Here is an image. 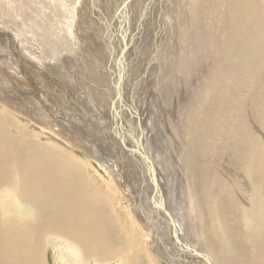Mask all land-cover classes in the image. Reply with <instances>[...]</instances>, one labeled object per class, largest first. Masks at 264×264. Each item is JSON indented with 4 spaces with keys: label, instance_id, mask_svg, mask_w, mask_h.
Listing matches in <instances>:
<instances>
[{
    "label": "bare ground",
    "instance_id": "obj_1",
    "mask_svg": "<svg viewBox=\"0 0 264 264\" xmlns=\"http://www.w3.org/2000/svg\"><path fill=\"white\" fill-rule=\"evenodd\" d=\"M36 1L38 0L26 2H30V6H26L27 8L24 10L25 16L28 15V18L32 17V11L39 10L41 7V0ZM67 1L69 0H49L48 4L53 2L52 15H59L57 16L58 21L64 18L65 25L58 26L61 31L59 37L64 43H69L71 46V41H66L67 37H70L71 40L74 37L77 38L82 54L83 36L82 38L78 36V30L83 22L82 17L84 14L90 13L91 10L98 15L101 12L95 6V0H70L71 4H74V13L71 12L74 14V18H69L66 9ZM91 1H93L92 4ZM138 3L140 4V2ZM46 5L47 3H45ZM55 5H59V7ZM19 7L22 8V5ZM156 7L160 9L158 14H156ZM22 12L20 14L24 15ZM155 16L160 33H158L159 28H155L153 25V29L151 31L147 29V33L143 37L146 40H151V44L146 48L145 43L141 42L142 38L139 39L138 45L133 44L134 48L131 50L134 59L137 58L139 62L138 69L145 71V81L141 84L143 88L139 92V98L145 97L147 92L153 94L157 93L158 89L161 92L165 88L174 90L173 94H180L178 99L182 104L183 98L180 89H187L188 94L184 99L187 115L184 117L182 110V114H175L170 109V112L166 113V118L163 121L166 124H161L160 131L166 130V133H162L161 136L166 144L165 147L170 150V154H167L166 159L159 158L162 161V167L158 170L154 161V158L158 161V156L153 150L154 147H157L158 140L155 142L154 135L152 139L150 138L152 127L151 123L147 121L148 118H145L147 106L144 109V106L140 108L145 112L144 114L139 110L142 118L138 117L135 112L133 117L127 116V113L133 112L135 108L128 102L129 106L126 105L123 87L120 89L122 99L119 100L115 97L118 79L122 77L121 81L125 77L121 70H124L122 67L126 64L124 51L128 52L131 49L132 44L129 41V46L126 45L125 50L117 47V53L120 56L119 64H117L118 60L115 63L117 68L113 64L114 59H106V65L104 64L105 70L110 74L111 85L109 88L114 91L113 115H111L115 120V130L119 128L121 134L113 132L115 136L113 139L129 149L130 140L128 138L134 136L137 146L131 144L135 151L132 152L130 148L129 152L135 158L139 156L142 166L146 167L145 170L148 171L152 183L155 186L157 184L158 190L160 180L157 183L154 181L153 171L155 175L162 173L165 186L168 182L172 186L171 179L177 174V169L180 172L183 171L187 183L191 187L189 196L192 201L190 200L188 207L183 208L178 203L180 194L178 191L176 193L175 188H171L173 194H171L173 196L171 199H175L174 202L177 203L180 216L186 213V217L189 219L181 221L182 228H186L188 233L192 230L195 235L202 236L203 241L199 248L202 246L204 252L197 250L177 232L176 237L206 255L205 257L212 264H264V0H156ZM29 19L24 17L21 21L18 19L19 24L26 23L30 21ZM122 21H124V17ZM108 22L105 23V30L108 33L101 37L98 34L96 36L104 43L109 44L114 38V36L111 37L114 31L111 32ZM94 23L91 24L93 27L91 29L96 26V24L93 26ZM56 24L53 27L59 30ZM11 34V37L7 35L10 39L14 36ZM126 37L127 34L125 39ZM17 38L20 39V36ZM119 38L121 39L122 36ZM12 40L11 42L14 41ZM164 44L170 50L165 54H163ZM18 46L20 47L19 43ZM111 48L113 47L108 45V53H111ZM63 51H69L71 55V60H66L65 64L79 67L80 59L73 57L74 50L64 49ZM143 51H145V56ZM97 52L95 49V53L91 56L95 58V66L102 69L104 67H101L99 62L101 54ZM10 54L14 58L13 52ZM166 58L167 60L163 64ZM9 68L11 67L9 66ZM59 68L53 64L52 67L47 66L45 68L47 70L39 71L41 74L38 78L35 76V79L46 84L49 82L48 80L53 79L50 71H56L55 74L59 76L57 72ZM35 69L37 70V68ZM38 70L40 69L38 68ZM72 70L74 71V67ZM147 70L148 73L150 70V74L151 72L154 74L152 81L155 82V85L150 84L152 82L150 81L151 75L147 77L146 82ZM116 71L121 75L115 76ZM4 72L0 74L3 76V78L0 76L3 79L2 86L11 88L0 92V264H45L49 252L56 257V264H113L118 260H121L120 264H145L139 242L146 236L149 238L150 235L153 237L152 245L154 244L159 251L163 250L167 254L169 262L180 264L181 261H185L186 254L181 256V253L188 251L176 245L170 249L171 247H165L164 244L163 246L157 244L159 243V234L161 238L163 235H161V230L164 233L167 231V234L164 235H168L172 240L169 229L171 227L168 226V218L163 213V211L169 213L170 210L165 207L162 210L154 208L147 204L149 197L143 199L147 189H150L152 193L155 192L150 188L149 177L148 179L145 178V175L143 178L141 177L137 201V197L132 194L133 189L131 190L130 186H124V180L120 177V173L116 172V163L118 162L111 157L107 160L103 153L95 154L97 152L96 144L85 139L90 131L83 126L81 121L63 118L65 113L61 109L55 110L52 109L53 105L48 106L45 97L40 92L43 90L39 91L32 87L33 84H30L24 74L22 75L23 82H25L23 84L28 85L29 89L20 85L19 78L21 76L18 71H9L15 73L11 76L14 81H10L8 72ZM157 73L158 76L162 73L161 77H158ZM171 77L172 79H170ZM60 78L58 86L59 82L54 84L49 82L50 89L56 95L65 96L71 93L67 90L70 86L65 81L66 79ZM157 78H160V81L157 82ZM67 81L70 83L69 78ZM76 81L78 83L79 79L76 78ZM52 82H55V79ZM157 83L158 88L154 87ZM169 83L171 84L169 85ZM97 84L100 88L99 81ZM118 84L120 86V82ZM84 88L86 87L84 86ZM72 90L76 98V88ZM33 91L34 93H32ZM127 95L134 97L136 94L135 91L132 92L131 89H128ZM3 97L5 100L2 99ZM83 98H86L85 95ZM96 98L89 97V101L85 100L88 104L85 103L87 107H92L93 111L102 106L98 105ZM108 98L110 97L108 96ZM146 99L149 100V98ZM10 101L15 104L14 112L7 103ZM165 101L169 105L166 98ZM71 102L73 103L72 99ZM167 105L165 106L168 107ZM115 111L118 114H115ZM59 112H61L60 115ZM24 115L36 121L45 132L34 133L30 130L29 122L23 125L21 119ZM114 115H118L119 120H116ZM11 118H16V120L10 122ZM79 125L82 126L83 131L87 129L88 132L83 135ZM137 130L140 132L138 135L134 133ZM46 132L52 134V138L47 137ZM125 133L131 137H125ZM93 136L100 142L95 133ZM157 137L160 140L159 135ZM170 145L175 146L174 150L170 148ZM74 148L77 150H72ZM78 149H82L85 156L78 154ZM93 160L102 166L105 173L117 185L114 187L118 188L131 202L135 219L137 218L144 231H147L146 235L142 232V235L137 234L131 221L132 218L128 217L127 219L125 213L120 211L119 205L111 196L110 189L112 188L104 189L101 183L97 185L90 178V165H93ZM173 160L179 162L175 167L171 166ZM149 162L152 164L153 171ZM102 163L105 164L109 172ZM69 173L73 176L72 178L66 177ZM168 191L170 192V190ZM152 198L159 204L156 195H152ZM8 200L21 207L20 210L23 213H32L31 225L16 221L18 217H23L25 214L16 215L13 206L10 207V210L14 209L15 212L9 211L5 207ZM161 218L164 219L166 227L161 222H159L160 226L156 224ZM176 230L179 231L177 222ZM131 232L135 233V242ZM135 248L137 249L134 250ZM127 252L130 254L124 257ZM192 257L198 260L199 264L207 262L199 261L195 255ZM172 259L180 260V262L175 263ZM188 264L195 263L190 260Z\"/></svg>",
    "mask_w": 264,
    "mask_h": 264
},
{
    "label": "rangeland",
    "instance_id": "obj_2",
    "mask_svg": "<svg viewBox=\"0 0 264 264\" xmlns=\"http://www.w3.org/2000/svg\"><path fill=\"white\" fill-rule=\"evenodd\" d=\"M27 1L28 0H8V1L7 0H0V11H1L0 12V45H1L0 46V58H1L0 59V68H1L0 72L1 73L0 74L5 73L4 71H6L9 74L10 81H14V80H12L11 76L14 75L15 73L13 74V73H11L9 71H11V70L15 71V72L18 71L20 76H21V77L19 76L20 77L19 81H21V82H19L20 85L24 86V88H28L29 89V87H27L28 85L23 84V83H25V82H23L24 79L22 78V75L24 74L25 76H27V79L29 80L30 84H33V85H31L32 87H34L35 89H38L39 91L43 90V91H40V92L45 97L46 102L48 103V104L47 103L46 104L48 106H52L53 105L52 109H55V110L58 109V108L61 109L63 111V113H65V114H63L64 117L62 116L63 118H67V119H71V120H75V121H79V122L81 121L83 126L86 127L88 129V131H90V132H88L87 129H84V131H83L82 130L83 128H81L82 126L79 125L80 126V132L83 131L82 132L83 135H84L85 132H88L87 136H85V139L87 141L90 140V142H93V143L96 144V151L97 152L95 154H97L98 152L103 153V156L105 158H107V160H108V158L110 159V157H111L114 161L118 162V163H116V172L120 173V177L124 180V186H127V187L130 186V189L131 190L133 189L132 190V192H133L132 194L135 197H137L136 200L138 201V198H139L138 197V195H139V186L141 185V177L143 178L144 175H145L146 176L145 178L148 179L149 175H148V171L145 170L146 167L142 166L141 161H140L141 159L139 158V156H138V158H135L129 152L130 148H131L130 150L133 149L132 145L137 146V144L134 142L135 141L134 136L131 137L130 135H127L125 133L126 134L125 137L126 136H127V138H128V136L131 137L130 139L128 138V140H130L129 141L130 144H128L129 146L127 145L129 147V149L124 144H122V143H120L118 141L116 142L115 139H113V138H115L114 133H117L119 135H121V134L119 133V128L115 130V120L112 119V117H113L112 116L113 115L112 114L113 113L112 112V105H113V102H114V91L109 88V86L111 85V79H110V76H109L110 74H108L107 71L105 70V65H106V63H105L106 61L105 60L106 59L107 60L108 59H110V60L114 59V63H113L114 65H115V63L118 60L117 64H119L120 56H119V53H117V47L118 48H122V49H124L125 47L127 48V46H129L128 42L130 41V43L132 44L131 45V49H129L128 52H126L127 50L124 51L126 64L123 65L122 68L124 70H121V71H122L123 75L125 76L124 77L125 80L122 79V83L120 84V86L122 85L121 88L123 87L122 89H123V92H124L126 105H128L127 104V102H128L130 105H133L134 108H135L133 110V112L132 111L131 112L127 111L128 112L127 116L129 115V116L133 117L135 115V113H137L138 117L142 118V115H141L140 111L143 112V114L145 112L140 110L141 106L142 107L144 106L143 109L146 106L148 108L147 113H145V118H148L147 121L149 123H151L152 132L150 133L151 134L150 138L152 139L153 135H154L155 142L158 140L156 142L157 143V147H154L153 150H154L156 156H158L157 157L158 161H156V158H154V161H155V163L157 165V169L159 170L162 167V163H161L162 161L159 160V158L166 159L167 158V154L168 155L170 154V150L165 147L166 144L164 143V139L161 136L162 133H166L165 129H162L160 131L161 124H166L165 122L163 123V121L166 118V113L168 114L170 112L169 109L175 114H182L181 113V110H182L184 117H186L187 111L185 109L186 104L184 102V99H185L186 95L188 94V91H187V89H183V88L180 89L181 90V97L183 98L182 104H181L180 100L178 99V95H180V94H173L174 90L171 91V89L167 90L165 88H163L161 92L158 89V92L157 93H153V94H152V92H147V95L145 97L142 96L141 98H139V92L143 88L141 86V84H143L142 82L145 81V76H144L145 75V71L141 70V69H138L139 62H138L137 58L134 59L133 51H131V50L134 48L133 44L134 45H138L139 44L138 43L139 39L141 40L145 36V33H147L146 32L147 29L149 31H151L153 29V25H154L155 28L158 27L157 26L158 22L156 20L157 17L155 16L156 0H112V1H110V0H108V1H106V0H95L96 1L95 6H97V8L100 10L101 13L96 11V13H99V15H98V14H95V11L91 10L90 13L84 14L83 15L84 17H82L83 18L82 26L78 30V36L80 38H82V36H83V39H84V40L82 39V42H81V44L83 43L82 45H83V48H84V50L82 48V51H83L82 54L80 53L81 45L78 44L77 38L74 37L73 40H71L70 37L65 36L66 34L63 35V36L68 38V39L66 38L67 42L71 41L72 46H74V47H72L69 43H64V41H62V39L59 37V36H61L59 34V32H61V31H60V27H58V26L60 24H62V27H63V24L65 25V23H64V18L61 21H60V19L58 21L57 20V18H58L57 16H59V15H56V14L52 15V13H53L52 9H54V8H52L53 7V5H52L53 2H49V4H48L49 0H47V1L38 0L41 3L40 4L41 7L39 8V10L37 9L36 11H32V13H31L32 17H29L30 18L29 19L28 15L25 16L26 14L24 13L25 8H27L26 6H28V7L30 6V4H29L30 2L26 3ZM30 1H32V0H30ZM38 1H36V2H38ZM57 1H59V0H57ZM92 2L93 1H91V4H92ZM138 2H140V4ZM45 3H47L46 6H45ZM18 4H20L19 6L22 5V8L19 7ZM34 6H35V3H34ZM55 6L59 7V5H55ZM36 7L37 6H35V8ZM73 7H74V4L72 5L70 0L67 1L66 9H67V13H68V17L69 18H74ZM109 7H110V9H109ZM113 7L116 9L115 13H114L115 9ZM49 8H50V10H49ZM102 9H105V10H102ZM156 10H157L156 14H158L160 9L158 7H156ZM20 12L24 13V15L20 14ZM71 12H73V13L71 14ZM102 12H104V14H102ZM33 13H35V14H33ZM49 14H51V15H49ZM49 16H51L52 19H51V17L49 18ZM23 17L29 19L30 21H28L26 23H22L20 25L18 19H20V21H21V19ZM123 17H124V21H122ZM55 20H56V22H55ZM111 20H113V21H111ZM106 22L110 23V25L108 27L109 28L111 27L110 28L111 32L114 31V33L111 35V37L113 38V36H114V38H113L112 42L110 41L109 44L108 43H104L103 41L100 40V38H97V36H96V34H98L101 37L102 35L108 33L107 30H105V28H106L105 27V23ZM123 22H124V24H123ZM154 22L155 23L157 22V23L155 24ZM92 23H94L93 26L96 24V26L94 27L95 31H94V29H91V27H92L91 24ZM12 24L14 25V27H13ZM54 24L57 25V28H59V30L54 29V27H53ZM3 27H5V28H3ZM8 27H9V29H8ZM21 28H23L24 30L21 29ZM4 29L8 30L7 31L8 33ZM12 32H13L14 36L10 39L8 37H11L10 34ZM6 33H7V35H9L8 37H7ZM79 33H80V35H79ZM125 33L127 34L126 39H125V36H126ZM158 33H160V28L158 29ZM13 34H11V35H13ZM15 34H17V35H15ZM141 34H142V37L140 38ZM17 36H20V39L17 38ZM120 36H122L121 39L119 38ZM56 38H58V39H56ZM5 39H6V41H5ZM60 39H61V41H59ZM156 39L159 40L158 37H156ZM11 40L13 42H11ZM150 41L151 40H149V39L146 40L145 38H143L141 40V42L145 43V47L146 48L149 46V44H151ZM18 43H19L20 47L18 46ZM14 44H15V46H14ZM160 44H162V41H160ZM7 45H9V46L7 47ZM91 45H93L94 48L101 54V58H100L99 62H100L101 67L103 66L104 68L98 69L95 66V58H94V56H91V55H93L95 53V49L92 48L93 46L90 47ZM108 45H110V47L115 48V49L111 48V53H108V51H107ZM121 46H123V47H121ZM9 48H10V50H9ZM64 49L65 50H67V49L74 50L73 51L74 55L73 54L72 55L75 58L79 57V59H80L79 67L80 68L78 66L77 67L73 66V64L69 65V66H68L67 63L65 64L66 60H71V55H70L69 51H63L62 52V50H64ZM163 50H164L163 54H165V53L170 51L168 47H165V44L163 46ZM7 51H9L10 53L13 52L14 58L12 57V54H10ZM18 52H20V53H18ZM143 52H144V56H145V51H143ZM16 53L18 54V56H17ZM108 54H109V56H108ZM81 55H83V56H81ZM16 58H17V60H15ZM86 60H88V61H86ZM166 60H167V58L165 59L163 64L166 62ZM62 62H63V64H62ZM45 64H46V66H45ZM52 64L55 65V66H58V68L62 65L61 68H59L57 72H58L60 77H63V80L66 79L65 81L70 86V87H68L69 89H67V90H68V92H71V93H69V94H67L65 96L64 95L60 96L58 94L56 95V93L50 89L51 85H49L50 84L49 82H51L52 84L59 82V84L57 83V86L60 85L61 78L59 76H57V74H55L56 71H53V70L50 71L52 73L51 77L53 79H51V77H47L46 76V78L51 79L52 81L55 79V82H52L51 80H48L49 82H47L46 83L47 85H46V84L42 83L39 79L38 80L35 79V76H36V78H38L39 75L41 74L39 71H41V70L46 71L47 69L45 70V68L47 66L52 67ZM117 64L115 65L116 68H117ZM114 65H113V67H114ZM9 66L11 68H9ZM26 66H27V68H25ZM34 66H36L35 68H37V70L34 68ZM14 67H15V69H14ZM73 67H74V71L72 70ZM31 68H34L33 69L34 71ZM38 68L40 70H38ZM21 69H23V70L20 71ZM148 69H149V67H148ZM64 70H65V72H64ZM67 70H69V71H67ZM85 70H87L88 73H87V71L85 72ZM94 72H96L97 74L94 73ZM146 72H147L146 73V82H147V77H149V75H151L150 81H152V79H153L152 75H154V74L152 72L150 74V70H149V73H148V70ZM70 74H72V75H70ZM78 75H79L80 78L78 77ZM116 75L118 77L121 74H119L116 71L115 76ZM159 75L160 76H158V73H157L158 77H161L162 73H160ZM0 76L3 78L2 75H0ZM1 77H0V80H1L0 81V92H5L6 90L10 89L11 87H3L2 86L3 85V82H2L3 79ZM68 78H69L70 83L67 81ZM76 78L79 79L78 83L76 81ZM87 78H88V80H87ZM91 79L92 80L96 79L97 81L96 80L92 81ZM170 79H172V77ZM31 80H32V83H31ZM89 80H91V81H89ZM74 81L76 82V84H74L75 83ZM98 81L100 83V88H98V84H97ZM156 81L157 82L160 81V78H157ZM1 82H2V84H1ZM92 82H93V84H92ZM101 83H103V84H101ZM150 84L155 85V82L152 81ZM170 84L171 83H169V85ZM107 85H108V87H107ZM145 85H146V83H145ZM84 86L86 88H84ZM157 86H158V83L154 87H157ZM73 88H76V91H77L76 98L77 99L75 98V95L73 94L74 93L73 90H72ZM78 88H80V89L78 90ZM35 89H33V90L35 91ZM128 89H131L132 92L135 91L136 95L134 97L128 96L127 95ZM146 89H150V88H146ZM34 91L32 93H34ZM79 91H80L81 95L78 93ZM89 91H91V92H89ZM50 92L52 94H54V95H52ZM86 92H87V94H86ZM14 95H16V94H14ZM83 95H85V97H86L85 99L83 98ZM111 95H113V96H111ZM108 96L110 98H108ZM68 97H70V98H68ZM89 97H91L92 99L93 98L95 99L97 97L96 99L98 100V102H97L98 105L99 106L102 105L103 107L102 106L99 107V109L96 110V111H93L92 107H89V106L87 107L88 104L86 103V101H89ZM134 98H136V100H134ZM146 98H149V100L146 99ZM165 98L168 100L169 105L166 104ZM2 99L5 100L4 97ZM71 99H72L73 103L71 102ZM109 99H110V101H109ZM80 101H81V103H79ZM7 103L9 104L10 107H12V111L14 112L15 104H13L12 101L7 102ZM78 103H79V105H78ZM76 104H77V106H76ZM89 104H90V102H89ZM164 104L167 105L168 107H166ZM110 105H111V107H110ZM53 112L54 111H52V113ZM54 113L57 114V112H54ZM60 113L61 112H59L58 114L60 115ZM97 114H100V115L97 116ZM115 116H116V120H119V118L117 117L118 115H114V117ZM193 117H195L194 114H193ZM15 120H16V118L15 119H12V118L9 119L10 122H14ZM30 120L31 119L28 118L26 115H24L23 118L21 119L23 125L26 122H29L31 124L30 130L33 131L34 133H38L40 131H44L43 129H41L38 126L36 121H33V120L30 121ZM160 122H162V123H160ZM124 123H125V120H124ZM112 126H114V127L112 128ZM106 127H108V128H106ZM124 127L126 128V126H124ZM92 129H93V132H91ZM94 133H95L96 136L99 137L100 142L93 136ZM134 133H137V135H138V133H140V132H138V130H137ZM46 134L48 135L47 137L50 136V138H52V134H49L48 132H46ZM158 135H159L161 141L157 137ZM155 148H156V150H155ZM170 148H172V150H174L173 148H175V146L174 145H172V146L170 145ZM72 150H77V149L74 148ZM78 151H79V152H77L78 154H80L82 156H85V153H84V155L82 153V149H80V150L78 149ZM88 154H90V153H88ZM87 160L89 161V159H87ZM92 163H93V165H90V167H91L90 168V172H91L90 178H92L94 180L95 184H97V185H99L101 183V185L103 186L102 188H104V189H106L107 187H108V189H110L109 187L112 188V189H110L111 190V196L113 197L114 200H116V204L119 205L120 211L122 210L125 213L127 219H128V217L132 218L131 221L134 224L133 227H135L136 230H137V234L139 233V235H142V233H145V235H146L147 231H144V228H143L142 224L138 223L137 218L135 219V216H134V213H133L132 207H131V202L129 200H127L126 197H124V195L120 192V190L118 188L114 187L116 184H114V182L108 176V174L105 173L106 171L102 168V166L99 165L97 163V161H94V160L92 161ZM178 163H179L178 161L173 160L171 166L175 167V166L178 165ZM103 166H104V168L106 170H108L107 167L105 166V164H103ZM137 170H138V172H137ZM108 172H109V170H108ZM66 177L67 178L68 177L72 178L73 176L71 175V173H69ZM156 178H157V181L160 180L159 190L152 183V181H151V179L149 177L150 188H152L155 192L152 193V191L150 189H147V187L145 186V188L147 190L145 191V197L143 199L145 200L148 197L151 199L152 195H156L157 196V200L159 201V204H161V205L163 204V206L165 208L170 210L168 214L170 216H173V218L175 219V223L177 222V226H178L180 232L177 231V230H176V232L179 235H181L182 238L185 241H187V242L191 243V245L195 246V248L197 250H200V251L204 252V250H202V246L199 248V246L202 245V241H203L202 236H200L199 234L195 235L192 230L190 231V233H188L186 231V228L185 229L182 228L181 221H183L185 219L186 220H189V219L186 217V213L181 215L182 216V219H181V216H180V214L178 212L177 203L174 202L175 199L174 200L171 199L173 197L171 188H173V189L175 188L174 190L176 191V193L178 191V193L180 194L178 196V203L183 208L184 207H188V205L190 204V200L192 201L191 196H189L191 187L187 183L188 181H187V178L184 176L183 171L180 172V170L177 169V174L175 176H172V179H171L172 186H171V183H169V182L165 186V181H164L165 179H163L164 177H163L162 173L161 174H157L156 173ZM95 179H97V180H95ZM168 179H169V177H168ZM107 181H109L110 183L107 182ZM143 181H144V179H143ZM173 186H175V187H173ZM168 190H170V192ZM181 190H182V193H181ZM160 192H162V193H160ZM163 196H164V198H163ZM8 201L11 202V203H9V202L6 203L5 207L9 211H12L14 213L15 210H16V215L25 214V216H23V217H18L16 219V221H18L20 223H23V224H26V225H31L32 221H33L32 213L31 212L27 213V214L23 213L20 210L21 207L16 206L15 205L16 203L12 204L11 200H8ZM11 206H13V208L15 210L14 209L10 210ZM157 212H158V210H157ZM159 222H161L164 225V219L163 220H162V218L159 219L156 222V224L159 225ZM169 225H170V223H169V219H168V226ZM164 227H166V225H164ZM169 229L171 230V228H169ZM131 233H132V235L134 237V242H135V233L134 232H131ZM165 233L167 234V231H165ZM165 233L161 230V235L163 234L162 238H164V239L162 240V238H161V236L159 234V239H158V236L156 237L159 240V243H157V244L158 245H162V246L164 244L165 247H168V248L171 247L170 249H173L172 240H171L170 237H168V235H164ZM137 234H136V241L138 242L139 239H137ZM146 237L141 239L142 241L139 242V243H141V246H140V250L141 251L140 252H141L142 257L145 259V264H170L166 260L162 261V259L158 258L156 253L154 254V252H155L154 251V246L155 245L154 244L152 245V238H153L152 235H150L149 238H146ZM165 237H167V238H165ZM157 239H156V242H157ZM199 240H200L201 243L199 242ZM197 241L199 242V244H198ZM144 244H145V246H144ZM136 249L137 248H135L134 250H136ZM129 254H130V252H127L124 255V257L128 256ZM184 254H186L185 257H187V259H185V261H181L180 262V260H176L175 261L173 259H172V261H174L175 263L176 262H180V264H188L189 261L191 260L195 264H199L198 260H195L192 257L193 254L190 253L189 251L187 253H181V256L184 255ZM119 262L121 263V260L115 261L113 264H118ZM45 264H56V257L53 255V253H50V252L48 253L47 258L45 259Z\"/></svg>",
    "mask_w": 264,
    "mask_h": 264
},
{
    "label": "water",
    "instance_id": "obj_3",
    "mask_svg": "<svg viewBox=\"0 0 264 264\" xmlns=\"http://www.w3.org/2000/svg\"><path fill=\"white\" fill-rule=\"evenodd\" d=\"M123 50H125V49H123ZM120 78L121 77H119V79H118V82H117V84H116V87H115V97L117 98V99H119V100H121L122 99V97H121V93H120V89H121V87H119V82H120V84H121V81H120ZM115 114H118L116 111H115ZM132 152H134L135 150L134 149H132L131 150ZM149 164H150V168H151V170L153 171V169H152V164L149 162ZM153 179H154V181H156V183H157V179H156V175H155V172L153 171ZM158 186H157V184H156V188H157ZM147 204H149L150 206H152V207H154V208H157V209H159V210H162V208L164 207L163 205H161V204H158L157 202H156V200L154 199V198H152V199H147ZM163 213L168 217V219H169V223H170V227H171V237H172V241H173V245H176V246H178V247H180L181 249H183V250H185V251H189V252H191L193 255H195V257L196 258H198L199 259V261H201V262H205V261H207V262H205L206 264H212L205 256L206 255H204L203 253H201V252H199V251H197L195 248H192L191 246H189L188 245V243H185V242H183L181 239H179L178 237H176V223H175V219L173 218V216H170L167 212H165V211H163ZM154 251H155V253L157 254V256L160 258V259H162V260H166L167 262H169V260H168V256H167V254L162 250V251H158L157 250V248L154 246ZM170 264H172L171 262H169Z\"/></svg>",
    "mask_w": 264,
    "mask_h": 264
}]
</instances>
